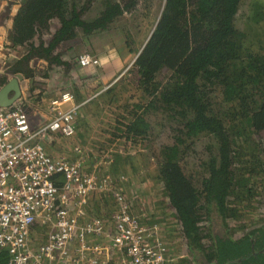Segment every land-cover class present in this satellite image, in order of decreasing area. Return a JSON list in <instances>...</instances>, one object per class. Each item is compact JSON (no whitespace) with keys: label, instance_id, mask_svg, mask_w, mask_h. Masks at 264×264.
<instances>
[{"label":"trees","instance_id":"obj_1","mask_svg":"<svg viewBox=\"0 0 264 264\" xmlns=\"http://www.w3.org/2000/svg\"><path fill=\"white\" fill-rule=\"evenodd\" d=\"M140 1L105 0L92 18L87 15L98 0H21L13 15L8 6L0 27L12 19L4 40L7 48L20 49L0 70V86L11 75L33 81L59 66L65 75L79 71L81 39L109 30L125 13L138 11ZM143 1L149 2L148 9L159 2V12L142 48L137 49L132 31L124 36L128 53L135 54L129 78L108 77L106 91L96 100L90 97L92 79L101 78L100 72L95 77L84 74L72 87L77 101L88 99L77 124L87 121L98 102L104 103L106 114L97 130L100 141L83 149L82 171L96 172L91 158L104 157L107 173L131 185L130 174L139 166L147 168L137 156L148 151L146 158L156 172L152 180L160 186L156 195L163 197L147 219L137 216L142 223L179 224L191 255L203 256L199 264H264V213L242 227L241 235L231 231L233 219L241 217L240 205L250 202L255 208L251 201L264 188V0ZM138 26L136 22L133 28ZM36 60L46 63L43 71L33 66ZM126 80L136 89L132 96L140 98L121 105L120 85ZM166 125L169 135L158 144L155 138ZM201 147L203 152L197 150ZM188 155L197 160L192 159L193 166L186 163ZM106 200L100 196L95 203ZM219 220L229 226V234L216 231ZM9 257L0 248V264Z\"/></svg>","mask_w":264,"mask_h":264},{"label":"built area","instance_id":"obj_2","mask_svg":"<svg viewBox=\"0 0 264 264\" xmlns=\"http://www.w3.org/2000/svg\"><path fill=\"white\" fill-rule=\"evenodd\" d=\"M101 62L91 53L79 58L82 67ZM85 102L60 92L49 100L50 119L39 128L21 103L0 107V248L9 252L7 264H165L170 247L162 226L132 213L122 181L84 173L81 147L79 158L70 160L48 154L39 142L54 132L75 136ZM106 193L117 205L111 222L90 214L94 199ZM35 228L46 232L45 241L36 242Z\"/></svg>","mask_w":264,"mask_h":264},{"label":"rangeland","instance_id":"obj_3","mask_svg":"<svg viewBox=\"0 0 264 264\" xmlns=\"http://www.w3.org/2000/svg\"><path fill=\"white\" fill-rule=\"evenodd\" d=\"M20 1L21 0H0V16L7 10L8 6L11 7V14H15L20 6ZM104 1L105 0H98V2L89 12V15H87V18L95 17L101 10V6L104 5ZM148 3L149 2L141 0L137 8L138 11L133 14L125 13L123 17L112 24L109 30H106L100 34L95 33L91 37L84 36L81 39V42L85 43L83 50L84 53H91L96 57H99L102 61L100 65L88 67H82L80 65L81 69L79 71H76L74 74L70 72L67 75L63 73L65 68L63 66H59L54 72L50 73L48 77L39 75L35 78V81H30L28 78L26 79L23 76L18 78V80H20L19 85L21 89V95L17 98L15 104L21 103L24 106V109L28 112L30 121L34 128L41 127L50 119V111L48 106L49 100L53 97L58 96L60 92L63 91H72L73 93H75L74 91L76 90L72 87H75V84L82 81V79L84 78V74L89 73L90 75H94L95 77V75L100 72L103 77H101L102 79L99 78L98 80L97 78L92 79L95 87L92 91L94 95L90 97H94L93 99L95 100L98 95L103 94L106 91L105 84L109 79L108 77L115 76V78H112L113 80H118L121 78L125 79V77L129 78V69L132 68L135 54L128 53V47L126 46V39L124 38V36L126 35L127 31H132L135 37V42H133L135 43V45H137V49L139 50L140 48H142L144 44L143 40L145 39L147 34L150 33L151 28L153 27V21L155 20L159 12V2H151L152 7L150 9H148ZM11 22L7 23L10 24ZM136 22H139L138 30L133 28ZM54 25L55 22L52 23L51 29L55 28ZM1 27L3 28L5 34H7V25L3 24ZM134 30L137 32H135ZM1 33L0 70H4L9 63L14 61L16 57H18V53L16 52L20 48H16L14 50H12V48L10 47V49L7 48L8 46L6 45L9 42H5L4 38L1 36ZM33 64L36 68L40 69V71L44 70L42 68L44 67L43 62L36 60ZM117 74L119 75L116 77ZM125 82V85H120L122 89V93H120L119 96L121 105H124L127 102L130 104H134V99L137 100L136 102H138L140 96H132L136 95V89L131 86L133 82H131V80H126ZM117 91L119 92V87H117ZM35 94L43 95V97H39ZM103 105L104 103L98 102L97 104L92 106V111L89 112L86 116L87 121L85 123H79L76 127L75 136L66 137L61 132L49 133L46 137L39 141L40 144L46 149L48 154L54 157L62 156L70 160H77L79 158L78 147H81L84 150H88L92 146L91 144L93 141H100L96 137L99 135L97 130L99 125H101V121L103 123V121L106 120V114L102 110ZM92 115H94V117ZM152 117L156 119L155 114H153ZM78 118L79 117L77 116V119ZM102 126H100V128ZM168 129L169 127L168 125H166L164 133L158 135L155 138L158 144H160L161 142H166L164 139L167 137V135H169ZM201 142L204 143L205 140L203 139ZM203 149L204 148L201 147L197 150L203 152ZM102 150H105V147ZM105 151L108 152V150ZM147 153L148 151L145 150L142 152V154L140 153L137 156V160L140 161V164H138L141 166L147 165V168L145 170H142V168H139V166L134 176L130 174V176L132 177L131 185L127 184L126 182H124L123 184L120 183L121 186L124 185V187L127 188L125 193L128 196V199L131 200L132 212L138 217L141 216L143 219H147L150 213L152 215V211L156 210V204H158L156 200L163 197L162 195H156V191L158 190L159 192L160 186L158 182L152 180V177L156 176V172H154L152 168L153 162L151 163V160L146 158ZM193 154L195 155V153ZM150 156V158L154 156V153L152 151L150 152ZM188 157L189 158L188 160H186V163H189L193 166V164L197 162V160L195 159V157H190L189 155ZM192 159L195 160L194 163ZM91 162V170L96 171V173H98L99 175H104L110 171L107 165V159L104 157L99 159L91 158ZM189 164L185 165V167L192 168ZM136 184L140 185L137 190L136 186L138 185ZM258 193L259 195L256 197V200L254 201L253 199L251 201L252 205H255L253 206L255 208H252L250 206V202H243L240 205L241 211L239 212V214H241V217L239 216L238 220L233 219L234 224H231L232 235H241L242 227H249L252 223L256 222L257 215L264 213V188H259ZM102 197H107V200L105 202H100L101 204L99 203L96 205L95 198L93 201V206H91L90 209V214L100 215L108 222H111L113 221L114 215L117 211V205L114 201L115 196L113 194L106 193L103 194ZM163 200L165 201L166 199ZM100 201H102V199ZM142 209L144 210L141 211ZM168 210L169 209H166L164 212H167ZM157 213L160 216L163 212L157 211ZM151 219L155 220V217H152ZM172 221L173 219L171 220V222ZM215 225L216 231L220 230L224 233L229 234L230 228L226 223H224V221L219 220V224ZM162 231L163 238L168 240L170 243L172 251L171 257L173 258V260H171L170 262H166L165 264H199L200 261L203 260V256L201 255V253L194 252V255H191L189 245L179 231V224H176V222H172L171 225H163ZM42 233L44 234L43 237L47 235L45 231H42ZM40 240L41 238L36 242H39ZM116 257L117 256L115 254L112 259H115Z\"/></svg>","mask_w":264,"mask_h":264},{"label":"water","instance_id":"obj_4","mask_svg":"<svg viewBox=\"0 0 264 264\" xmlns=\"http://www.w3.org/2000/svg\"><path fill=\"white\" fill-rule=\"evenodd\" d=\"M14 92L13 96L8 94ZM21 95L18 78H13L0 90V107L12 105Z\"/></svg>","mask_w":264,"mask_h":264},{"label":"crops","instance_id":"obj_5","mask_svg":"<svg viewBox=\"0 0 264 264\" xmlns=\"http://www.w3.org/2000/svg\"><path fill=\"white\" fill-rule=\"evenodd\" d=\"M12 26V22L10 23V24H8L7 25V28H10ZM0 31L1 32H3V33H1V36L4 38L5 37V32L3 31V28L1 27L0 28ZM2 39V38H1ZM42 62V61H41ZM45 63V62H44ZM46 64V63H45ZM27 79V78H26ZM99 78H97V80H98ZM30 80V79H29ZM101 80V79H100ZM20 81V80H19ZM31 81V80H30ZM33 81H35V80H33ZM32 88V87H31ZM31 88H30V90H31ZM33 90V89H32ZM35 95H38L39 97H43V95H39V94H35ZM9 96H13V94H12V92L11 93H9ZM77 126H78V124H77ZM91 206H93V204L91 205ZM152 223V222H151ZM153 223H155V222H153ZM157 223V222H156ZM148 224H150V223H148ZM159 225H161V226H163V224H160V223H158ZM36 229V232H37V234H38V238L36 239V241L37 240H39L42 236H43V233H42V229H40V228H35ZM162 236V235H161ZM164 240H165V242H167L168 243V247H170V243H169V241L168 240H166L165 238H163ZM42 241H45L44 240V238L42 237ZM172 251H171V247H170V254H169V260H168V262H170L171 260H173V258L171 257L172 256Z\"/></svg>","mask_w":264,"mask_h":264},{"label":"flooded vegetation","instance_id":"obj_6","mask_svg":"<svg viewBox=\"0 0 264 264\" xmlns=\"http://www.w3.org/2000/svg\"><path fill=\"white\" fill-rule=\"evenodd\" d=\"M7 24V23H6ZM33 66H34V64H33ZM19 77H21V76H17V75H11V76H9V79L3 84V85H1L0 86V90L9 82V81H11V79H13V78H19ZM12 92V94L14 95V92L13 91H11ZM9 95V94H8ZM16 102V101H15ZM2 107H9V106H2Z\"/></svg>","mask_w":264,"mask_h":264},{"label":"bare ground","instance_id":"obj_7","mask_svg":"<svg viewBox=\"0 0 264 264\" xmlns=\"http://www.w3.org/2000/svg\"><path fill=\"white\" fill-rule=\"evenodd\" d=\"M55 133V132H54Z\"/></svg>","mask_w":264,"mask_h":264}]
</instances>
